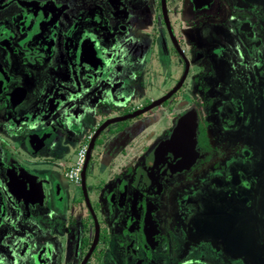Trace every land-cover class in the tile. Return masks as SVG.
Wrapping results in <instances>:
<instances>
[{"label":"flooded vegetation","instance_id":"1","mask_svg":"<svg viewBox=\"0 0 264 264\" xmlns=\"http://www.w3.org/2000/svg\"><path fill=\"white\" fill-rule=\"evenodd\" d=\"M172 1L0 0V264H264V0Z\"/></svg>","mask_w":264,"mask_h":264},{"label":"crops","instance_id":"2","mask_svg":"<svg viewBox=\"0 0 264 264\" xmlns=\"http://www.w3.org/2000/svg\"><path fill=\"white\" fill-rule=\"evenodd\" d=\"M153 2H154V0H153ZM154 4V3H153ZM142 5H144V4H142ZM131 7V9H132V11H131V13H127V15H126V21H127V19L129 18V17H131V19H132V25H133V28L135 29L134 30V34H136V33H138L139 32V36H141L140 38H141V44L143 45H146L148 48H149V44H151V39L148 37V36H144V35H146L151 29H152V27H153V21H152V19H151V17H149V16H151V15H153L154 14V10H152L151 11V8H150V13L151 14H149V16H148V14H147V11H149V8L148 9H146L145 7H137V6H130ZM168 9L170 10V12L173 14V17H172V19H174V20H177L176 18L178 17V16H181V17H184V16H182V14H183V9H184V4H183V2H181V3H177V2H173L172 0H169V2H168ZM196 10L194 11V9H193V11L195 12V14L192 16V18H190V20L188 21L189 22V26H191V25H196V26H198V23H201V20H198L199 19V11L201 10V9H199V7H197V8H195ZM176 12V13H175ZM183 19V18H182ZM198 21V22H197ZM200 21V22H199ZM182 22H184V19H183V21ZM176 26H179V24L178 23H176ZM184 26V25H183ZM196 26H194V27H196ZM192 27V26H191ZM125 31H124V33H125V35H127L128 34V30H130V28L128 27L127 29H124ZM190 30H193L192 28H190V27H188V31L189 32H191ZM181 32H183L184 33V30H182V31H180V33ZM182 34V33H181ZM150 56L148 55V52L146 51L145 52V54H144V59H143V64L145 63V60H147V59H150L149 58ZM68 123V122H67ZM70 125H66V128H68ZM79 133H82V132H79ZM84 133H86V130L84 131ZM83 133V134H84ZM82 136V135H81ZM80 136V137H81ZM84 136V135H83ZM79 137V138H80ZM63 138V137H62ZM12 139V138H11ZM13 140V139H12ZM63 141H65V143H66V145H67V139H65V140H63ZM70 142H71V140H69ZM72 143V145H73V148H74V145H76V143H77V141L76 140H73V142H71ZM65 145V146H66ZM60 146L61 147H59V150L61 149V153H60V156L58 157V161H57V165L62 169H64L65 167H67V166H69V165H71L72 163H71V160H70V156H69V154L72 152V149L71 150H69V149H65L64 147H62V145L60 144ZM71 151V152H70ZM92 182V181H91ZM72 185H74L73 183H72ZM73 197H75L74 195L73 196H71V199H73ZM76 198V197H75ZM76 202H81L80 200L79 201H77V199H76ZM79 205V204H78ZM84 215H86V214H81V216L80 217H78V218H80V219H82V217H84ZM77 218V219H78ZM79 220V219H78ZM78 224H79V222H78ZM77 224V225H78ZM88 226V225H87ZM85 227V226H84ZM86 229H87V227H85Z\"/></svg>","mask_w":264,"mask_h":264},{"label":"rangeland","instance_id":"3","mask_svg":"<svg viewBox=\"0 0 264 264\" xmlns=\"http://www.w3.org/2000/svg\"><path fill=\"white\" fill-rule=\"evenodd\" d=\"M149 7V6H148ZM158 11L162 14V3H160V6H159V8H158ZM162 23H163V25L165 26V21H164V18H163V16H162ZM196 36V38L199 40V36H198V34H196L195 35ZM188 37H189V35H188ZM172 41V40H171ZM185 42V41H184ZM172 43H173V51H174V53L176 52V54L178 55V57H182V54L179 52V50H177V46H176V44L172 41ZM177 57H171V59H173V60H175ZM178 60V59H177ZM157 69V68H156ZM181 69H182V67H181ZM181 69L179 68V72H178V74H181ZM186 71V70H185ZM185 71L183 72V76H184V73H185ZM155 75H154V77H153V80H152V83H158V81H160V76H162V74L160 73V72H158V73H154ZM161 80H163L162 78H161ZM170 84L171 83H167L166 84V88L165 89H167V88H169V86H170ZM68 137V136H67ZM67 145H66V143H65V141H62L61 142V145H62V147H64L65 149H69V150H71L72 148H73V145H72V143L69 141V139H67ZM66 145V146H65ZM91 167H88L87 168V174H86V182H87V184L88 183H91V181L93 180V178H95L94 177V175L91 173ZM105 179V178H104ZM68 186H67V188L69 189V191L71 192V190L73 189V185H72V183H68L67 184ZM73 192H74V194H75V192H78V188H75L74 187V189H73ZM81 200H82V202L84 203V204H82L81 206H76L77 208L75 209L76 211H74V210H72V215H73V217H75L76 219L78 218V217H80L81 216V214H86V216H88L89 217V219H91V220H93V215H92V212H91V210H92V208L91 207H89V205H88V203H87V199L85 198V195L83 196L82 195V197H81ZM91 206V205H90ZM47 212V214H48V216L50 215V212L51 211H46ZM83 219H81V221H79V223H81L80 224V227H78V236L79 237H82L83 235H85V227L82 225V223H85L86 222V219H85V217H82ZM37 221H41V219H36ZM88 225V224H87ZM79 226V225H78ZM106 230V229H105ZM86 232H90L91 233V236H93V233H94V228H92V227H90V226H87V231ZM87 233V234H88ZM107 236V235H106ZM108 239L109 238H111V234H108ZM108 250L111 252V250H110V247L108 246ZM107 251V249H105V250H103V252H106ZM105 255V254H104ZM98 264H102L101 262L100 263H98ZM104 264V263H103Z\"/></svg>","mask_w":264,"mask_h":264},{"label":"built area","instance_id":"4","mask_svg":"<svg viewBox=\"0 0 264 264\" xmlns=\"http://www.w3.org/2000/svg\"><path fill=\"white\" fill-rule=\"evenodd\" d=\"M86 158V145L82 144L76 153L73 163L65 170V178L75 186L80 185L81 173Z\"/></svg>","mask_w":264,"mask_h":264},{"label":"water","instance_id":"5","mask_svg":"<svg viewBox=\"0 0 264 264\" xmlns=\"http://www.w3.org/2000/svg\"><path fill=\"white\" fill-rule=\"evenodd\" d=\"M161 3H162V14H163V17H164L165 25L167 26V28H168L169 31H170L169 21H168V18H167V11H166V7H165V5H166L165 0H161ZM106 126H107V125H106ZM92 141H93V140H92ZM92 149H93V145H91V146L89 147V152L92 151ZM87 164H88V159H87L85 165L87 166ZM82 177H83V178H82V179H83V181H82V188H83V190H84V189H86V188H85V185H86V170H84V172H83V174H82ZM84 195L86 196V194H84ZM86 199H87V203H88L89 207H91V206H90V202H89V200H88V197H86ZM91 212H93V211L91 210ZM92 215H93V214H92ZM97 239H98V227H97V232H96V237H95L94 245H95Z\"/></svg>","mask_w":264,"mask_h":264}]
</instances>
